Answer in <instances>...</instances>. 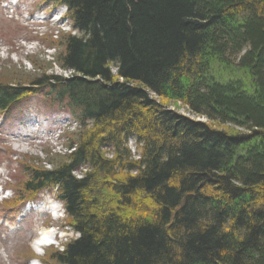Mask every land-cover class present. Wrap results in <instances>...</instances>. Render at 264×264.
<instances>
[{
  "label": "trees",
  "instance_id": "obj_1",
  "mask_svg": "<svg viewBox=\"0 0 264 264\" xmlns=\"http://www.w3.org/2000/svg\"><path fill=\"white\" fill-rule=\"evenodd\" d=\"M44 1L70 76L2 82L0 111L52 83L79 122L11 203L55 191L79 233L55 263L264 264V0Z\"/></svg>",
  "mask_w": 264,
  "mask_h": 264
},
{
  "label": "rangeland",
  "instance_id": "obj_2",
  "mask_svg": "<svg viewBox=\"0 0 264 264\" xmlns=\"http://www.w3.org/2000/svg\"><path fill=\"white\" fill-rule=\"evenodd\" d=\"M46 6L44 0H0V83L29 81L40 76L39 69H47L48 74L70 76L71 72L49 65L55 53L51 44L56 42L58 32H69L70 27L60 14L47 11ZM59 12L63 15V9ZM30 83H25L28 90L14 102L9 115L0 111V189L3 186L8 189L2 196L6 198L0 201V264H33L35 258L37 264H56L52 259L55 246L44 247L41 255L34 251L40 218L65 231L55 243L63 244L77 236L70 227L71 219L65 214L52 221L49 214L37 210L29 212L25 201L16 206L11 204L20 194L19 186L26 180L25 164L34 162L41 167L47 160L59 161L56 154L66 152L67 140L79 134L70 108L53 101L55 92L49 98L43 97L51 90L52 83ZM171 108L195 118L180 102L171 104ZM129 146L136 155L133 142ZM53 195L52 189H44L26 200L46 206L54 200Z\"/></svg>",
  "mask_w": 264,
  "mask_h": 264
},
{
  "label": "bare ground",
  "instance_id": "obj_3",
  "mask_svg": "<svg viewBox=\"0 0 264 264\" xmlns=\"http://www.w3.org/2000/svg\"><path fill=\"white\" fill-rule=\"evenodd\" d=\"M53 234H54V232L51 231V230L46 231V232H43V233H42V240H43V241H47V240H49L51 237H53ZM37 244H38V243H37ZM37 244H36V242L33 243L34 246H36Z\"/></svg>",
  "mask_w": 264,
  "mask_h": 264
}]
</instances>
